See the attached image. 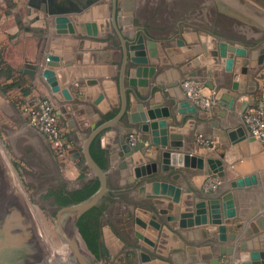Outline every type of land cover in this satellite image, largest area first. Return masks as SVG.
<instances>
[{"label":"crops","instance_id":"crops-1","mask_svg":"<svg viewBox=\"0 0 264 264\" xmlns=\"http://www.w3.org/2000/svg\"><path fill=\"white\" fill-rule=\"evenodd\" d=\"M109 2L100 0L87 11L62 14L51 12L63 7L74 10L70 0L40 2L39 18L26 29L36 39V55L29 60L35 73L32 78L26 74L30 90L24 98L37 94L52 103L69 144L67 156L57 157L44 137L27 125L41 138V154L46 149L66 183H75L84 173L79 152L89 131L105 121L104 116L117 111L122 51L111 24ZM245 2L251 13L264 15V0ZM140 7L137 4L133 10L136 20L142 16ZM117 13L123 12L119 9ZM67 20L73 25L72 34L63 32L67 31ZM146 23H134L132 30L135 36L142 35L146 50L149 47L158 54L145 65L130 63L126 77L128 104H136L132 115L140 121L130 126L124 118L99 134V144L107 156L106 194H112L101 217L104 263L209 264L202 255L220 256V247L232 250L237 262H261L264 149L248 132L243 114L264 93V64H257L264 41L237 43L194 29L158 34ZM121 32L130 40V29ZM178 37L191 48L192 56L187 57L188 51L176 46ZM218 44L224 55L218 54ZM50 56L57 61H48ZM242 68L248 69L246 79L240 75ZM186 77L203 82L204 94L215 95L217 101L211 109H200L186 99L180 86ZM233 84L242 92L236 99L231 98ZM144 123L147 132L140 130ZM152 132L167 146L179 144L187 155L185 165L171 159L175 168L161 172L159 153L165 148L152 145L145 153L139 150L126 158V169L119 168L123 152L120 136L124 134L128 142V136L134 135L135 143L142 141L147 147ZM199 135L210 140L213 147L198 145ZM208 175L218 176L222 182L217 189L205 192L202 184ZM130 177L135 181L130 182ZM153 179L166 182L155 183ZM140 184L145 186L143 198L138 196ZM212 204L220 208L225 241L217 239V225L211 223Z\"/></svg>","mask_w":264,"mask_h":264},{"label":"water","instance_id":"water-1","mask_svg":"<svg viewBox=\"0 0 264 264\" xmlns=\"http://www.w3.org/2000/svg\"><path fill=\"white\" fill-rule=\"evenodd\" d=\"M78 1L80 5L70 0V4L74 10H68L69 8L63 7L51 13H81L84 10L87 11L90 6L98 4L99 0ZM40 2L51 4L53 0H37L35 5L39 6ZM117 6L121 8L123 12L122 15L117 13ZM111 24L114 32L120 38L122 51V61L118 76L119 102L115 104L117 111L112 118L103 121L97 126H93L83 140L79 152L85 166H87L91 172L89 178H98L100 186L87 199L57 208L53 222L49 216L26 202L18 184L0 154V264H99L95 261V256L87 248L76 225L79 217L87 210L98 205L108 191V171L103 170L95 162L90 154V145L102 131L114 126L124 118H126L130 126L140 121L132 115V112H135L137 109L136 104H131L130 106L128 104L126 85V77L129 74L128 67L130 63L145 65L149 62L150 57L158 54L155 50L149 49V47L147 48L148 50H146V44L143 41L142 35L135 36L132 30L133 0H112ZM80 27L83 31L82 23H80ZM122 29H130V32L127 34L130 40L124 37L121 32ZM63 32H68L70 34L74 32L73 25L68 22V20L67 31L63 30ZM175 44L176 46L182 47L184 51H188L187 54H189L187 57L192 56V53H190L191 48L185 45L183 39L177 38ZM220 48L221 44H218V54L224 55ZM171 53V51H168V54L171 55ZM47 60L57 61V58L50 56ZM257 64L261 66L264 64V46L259 50ZM261 69L262 68L259 70ZM247 71V68H242L240 70L241 77H245L246 79ZM23 72L32 77L35 73V66L29 64ZM254 78H256V75ZM52 81H54V78H52ZM232 90L234 93L231 94V98L236 99L242 94L241 89L235 84H233ZM145 119L146 118H143L142 120ZM140 130L142 132H147L148 125L144 123L143 126H140ZM153 133L154 132H152L150 145L147 147H145L142 141L130 144L126 141L124 134L120 136V144L123 152L120 154L121 163L119 164V168L126 169L128 167L125 160L126 158L131 157L134 152L139 150L145 153L148 147L152 145L165 148L164 151L160 150L159 153L161 159L159 170L161 172L171 171L175 168L176 162H171V159L175 160L176 158L177 162L181 161L182 166L185 165L187 155L181 152V146L179 144L170 143L167 146L165 142L162 143L158 138L154 137ZM170 138H173V136L171 135ZM128 180H130V182L135 181L132 177ZM139 181L141 182L143 180ZM153 181H155V183L166 182L165 179H153L152 182ZM138 196L141 198L145 197L144 184H140L138 187ZM151 198H155V196ZM211 210H213L211 223L217 225V239L219 241H225L224 232L226 227L220 216V208L212 204ZM229 214H231V212H229ZM151 218L155 219L156 217L151 216ZM219 251L220 256L213 258L212 254H205L202 255L201 259L209 261V264H264V260L261 262H237L232 258V250L225 251L220 247Z\"/></svg>","mask_w":264,"mask_h":264},{"label":"rangeland","instance_id":"rangeland-1","mask_svg":"<svg viewBox=\"0 0 264 264\" xmlns=\"http://www.w3.org/2000/svg\"><path fill=\"white\" fill-rule=\"evenodd\" d=\"M72 1L77 4L78 0ZM142 3L148 17H139L138 21H148V28L158 34L194 29L237 43L264 41V15L251 13L245 0H133V10ZM40 9L41 5L36 6L32 0H0V84L6 86L10 82L5 78L7 68L15 77L23 74L19 86L6 92L0 89V154L26 202L54 222L59 206L45 197L47 192L59 187L70 189L89 178L91 172L84 165L85 177L66 183L46 149L41 154V138L27 125L20 108L26 98L22 88L29 86L30 90L28 77L32 78L23 70L34 65L29 60L36 55V39L26 29L39 18ZM95 261L105 264L104 258Z\"/></svg>","mask_w":264,"mask_h":264},{"label":"built area","instance_id":"built-area-1","mask_svg":"<svg viewBox=\"0 0 264 264\" xmlns=\"http://www.w3.org/2000/svg\"><path fill=\"white\" fill-rule=\"evenodd\" d=\"M180 86L186 99L194 106L209 110L216 104L217 99L214 94L206 95L203 93V82L192 77H186L181 80ZM20 108L28 125L44 137L54 154L59 158H65L68 154L69 144L63 137L58 117L48 98L37 94L28 96ZM243 122L250 135L264 149V93L256 100L253 108L248 109L243 114ZM135 141L134 135L128 136L130 144H135ZM196 142L206 149L213 147V143L201 135L197 137ZM221 182L222 180L218 176L208 175L202 184V189L205 192L213 191L221 185Z\"/></svg>","mask_w":264,"mask_h":264},{"label":"trees","instance_id":"trees-1","mask_svg":"<svg viewBox=\"0 0 264 264\" xmlns=\"http://www.w3.org/2000/svg\"><path fill=\"white\" fill-rule=\"evenodd\" d=\"M7 69H8V74L6 75L5 78L7 80H10V82L6 86H1L0 84V89L2 92H6V89L8 88L19 86L20 80H22L23 78V74L20 73L18 77H15L12 74L11 69L10 68ZM27 87L28 88H22L23 95L29 92V86ZM260 95L258 96V98L260 97ZM113 115L114 114H107L106 116L103 117V120L109 119ZM99 136L100 135H98L92 141L90 145V154L95 160V162L103 170H106L107 169L106 151L99 144ZM84 177H85V173H82L80 178H84ZM99 186H100V182L98 178L91 177L85 180V182H83L82 185L74 189L66 190L64 187H59L54 190L53 189L49 190L45 195V197L52 198V203L54 205L61 207L87 199L99 188ZM111 201H112V194L110 193L106 194L98 205L84 212L79 217L76 223L78 231L81 237L83 238L87 248L97 259L103 258L106 255V250L100 242L101 217L103 215L104 210L107 207V204Z\"/></svg>","mask_w":264,"mask_h":264},{"label":"flooded vegetation","instance_id":"flooded-vegetation-1","mask_svg":"<svg viewBox=\"0 0 264 264\" xmlns=\"http://www.w3.org/2000/svg\"><path fill=\"white\" fill-rule=\"evenodd\" d=\"M77 1V0H76ZM118 1V0H117ZM32 2H34L33 0H32ZM77 4L78 5H80V3H79V1H77ZM142 5H143V3H142ZM109 7H112V0H110V2H109ZM143 8V6H141L140 7V9H142ZM119 9H121L120 7H116V11L118 12V10ZM147 10H145V9H142V16L141 17H143V18H147L148 17V14H147V12H146ZM149 20V19H148ZM141 23L140 21H138V20H136V17H135V19H134V17H133V24L134 23ZM148 22V21H147ZM138 35V34H137ZM95 259H97V258H95ZM100 259V258H99Z\"/></svg>","mask_w":264,"mask_h":264}]
</instances>
